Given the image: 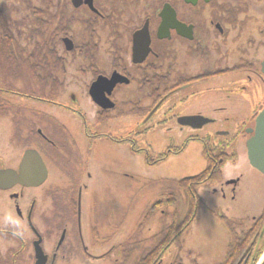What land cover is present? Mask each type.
I'll return each mask as SVG.
<instances>
[{
    "label": "flooded vegetation",
    "instance_id": "1",
    "mask_svg": "<svg viewBox=\"0 0 264 264\" xmlns=\"http://www.w3.org/2000/svg\"><path fill=\"white\" fill-rule=\"evenodd\" d=\"M94 3L49 0L45 33L0 6V264H182L199 204L230 238L218 264H256L264 174L248 141L264 111V0H134L126 20ZM193 143L208 176L166 179L147 213L160 228L146 233V214L139 229H101L104 173L129 191L135 160L156 173Z\"/></svg>",
    "mask_w": 264,
    "mask_h": 264
},
{
    "label": "rangeland",
    "instance_id": "2",
    "mask_svg": "<svg viewBox=\"0 0 264 264\" xmlns=\"http://www.w3.org/2000/svg\"><path fill=\"white\" fill-rule=\"evenodd\" d=\"M68 1L71 2V0ZM97 4L105 14L111 17L112 14H118L119 19L122 17V20L128 19L127 15L133 9L132 6H135L134 0H97ZM0 6L7 22H19L18 24L35 22L43 30V33L48 31L49 26L47 27L48 24H45L46 21L49 22L51 15L55 14V9H48L49 0H0ZM32 8L35 9V13H33ZM70 14L76 17L84 16V12H73L71 6ZM23 31L27 32V29L24 28ZM216 129L217 126H214V130ZM106 151L103 150V156L108 155L104 153ZM134 162L137 166L133 165L135 168L130 178L132 189L129 191L120 175H106L107 173H104L102 176L103 181L106 182L101 187L100 200V223L101 229L104 231L118 229L125 233V231L139 229L145 215L149 213L150 208L158 198L167 196L168 189L163 187L168 185L166 179L198 175L206 165L202 155V146L199 143L191 144L185 154L171 159L161 166L158 172L155 171L156 173L147 171L142 162L138 163L136 160ZM151 176H154L157 182L151 179ZM169 185H175L174 181ZM218 202L215 200L209 206L214 208ZM201 208L199 210L200 218L198 217L196 223L184 236L186 243L182 247V264H218L227 254L226 244L230 239L228 233L219 228V222L215 216H211L204 205ZM159 213V210H155L154 213L147 214L150 220L148 219L147 222L144 220L145 224L142 227L146 233L150 232L151 229L155 230L161 227L158 218ZM239 213L241 212L239 211ZM213 218L215 220H211Z\"/></svg>",
    "mask_w": 264,
    "mask_h": 264
},
{
    "label": "water",
    "instance_id": "3",
    "mask_svg": "<svg viewBox=\"0 0 264 264\" xmlns=\"http://www.w3.org/2000/svg\"><path fill=\"white\" fill-rule=\"evenodd\" d=\"M87 5L89 8L95 12L98 13L99 11L95 7L94 0H73V5L75 7H80L81 5ZM168 7L166 6L164 13L167 11ZM163 13V14H164ZM164 22H168V19H164ZM143 33H140L136 35V37H141ZM145 35L149 36L146 32ZM68 44H70L69 50L73 49V43L71 41H67ZM99 85V82L94 85L92 88V94L96 92L95 89ZM248 154H249V160L251 165L264 174V111L259 116L258 122H257V133L255 137H253L251 140L248 141ZM257 264H264V252L262 256L260 257Z\"/></svg>",
    "mask_w": 264,
    "mask_h": 264
},
{
    "label": "trees",
    "instance_id": "4",
    "mask_svg": "<svg viewBox=\"0 0 264 264\" xmlns=\"http://www.w3.org/2000/svg\"><path fill=\"white\" fill-rule=\"evenodd\" d=\"M208 172H209V171H204V172H201L200 174L195 175V176H192V177L181 178V179H180V184H181V186H182L183 188H185V189H187V188H189V187H191V186H197V185H200L199 183H200L201 181H203V180L208 176ZM166 206H167V205H166ZM201 206H202V204H199V206H198V211H199L200 209H202ZM192 222H193V221H191V220H189V219H188V220H183V221H182V229H183L184 233L187 232V231L189 230V228L191 227ZM188 223H190V225H189L187 228H184ZM244 254H245V253H244ZM260 256H261V254H260ZM260 256H259V257H260Z\"/></svg>",
    "mask_w": 264,
    "mask_h": 264
}]
</instances>
